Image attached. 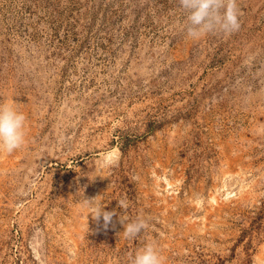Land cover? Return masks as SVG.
Listing matches in <instances>:
<instances>
[{
	"label": "rangeland",
	"instance_id": "1",
	"mask_svg": "<svg viewBox=\"0 0 264 264\" xmlns=\"http://www.w3.org/2000/svg\"><path fill=\"white\" fill-rule=\"evenodd\" d=\"M237 7L238 31L193 40L178 0H0V104L26 116L0 153V264H129L146 243L264 264V0Z\"/></svg>",
	"mask_w": 264,
	"mask_h": 264
},
{
	"label": "clouds",
	"instance_id": "2",
	"mask_svg": "<svg viewBox=\"0 0 264 264\" xmlns=\"http://www.w3.org/2000/svg\"><path fill=\"white\" fill-rule=\"evenodd\" d=\"M180 8L186 14L184 31L187 37L198 40L212 33L231 34L239 30V9L237 0H178ZM26 116L9 104H0V153H12L25 143ZM104 167H111L115 160L109 156L103 158ZM94 199H84L82 206L88 210L93 220L107 229L112 223L115 211H105L102 203ZM119 206L127 210L128 205L118 201ZM123 224V237L135 239L148 228L142 216L135 219L120 217ZM129 264H164L163 257L152 243H146L130 254Z\"/></svg>",
	"mask_w": 264,
	"mask_h": 264
}]
</instances>
